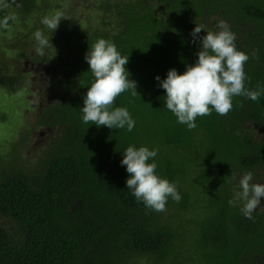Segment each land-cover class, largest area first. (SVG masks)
<instances>
[{
  "label": "trees",
  "instance_id": "trees-1",
  "mask_svg": "<svg viewBox=\"0 0 264 264\" xmlns=\"http://www.w3.org/2000/svg\"><path fill=\"white\" fill-rule=\"evenodd\" d=\"M53 2L17 0L13 8L25 26L27 17H41V28L16 35L10 52L24 60L34 48L33 63L52 73L55 99L35 126L55 137L39 163L23 159L17 144L0 150V264H264V208L253 221L229 203L243 174L254 172V183L264 184V97H237L227 116L198 119L189 131L167 110L156 80L195 65L202 50L193 43L195 27L215 32L224 22L251 57L248 88H264V0H98L100 19L88 30ZM58 14L64 20L53 48L41 56L35 34L50 36L42 21ZM100 39L129 56L139 96L125 93L115 107L131 112L132 133L83 122L94 82L85 57ZM24 84L0 60V86L15 95ZM130 146L159 150L158 175L178 185L181 203L170 200L156 213L137 202L121 167Z\"/></svg>",
  "mask_w": 264,
  "mask_h": 264
},
{
  "label": "clouds",
  "instance_id": "clouds-1",
  "mask_svg": "<svg viewBox=\"0 0 264 264\" xmlns=\"http://www.w3.org/2000/svg\"><path fill=\"white\" fill-rule=\"evenodd\" d=\"M63 20L62 15L58 14L42 21L51 35L45 31L35 34L39 55L44 56L47 49L53 48L52 35ZM201 33L206 35L201 38ZM191 35L193 43L199 41L202 48L195 65L189 66L183 75L173 69L165 80L156 78L166 93L167 110L180 125L194 131L198 127V119L214 113L227 116L234 110V99L237 97L260 102L264 97V88L258 91L248 88L245 66L251 57L238 50L237 37L226 23L221 22L219 30L215 32H208L204 26L195 27ZM256 58L259 59V56ZM85 60L94 82L84 99L83 122L97 128L134 132L136 120L131 112L127 108L115 107L117 99L125 93L139 96L138 83L130 79L131 74L126 68L129 56H124L114 42L100 39L89 50ZM158 156V149L130 146L123 155L121 167L126 168L130 177L126 187L137 202L150 211L164 213L170 200L178 204L183 197L177 184L158 175L159 166L155 162ZM255 179L254 172L243 174L236 197L229 202L234 208L240 207L242 215L253 221L264 198V184L254 183Z\"/></svg>",
  "mask_w": 264,
  "mask_h": 264
},
{
  "label": "rangeland",
  "instance_id": "rangeland-1",
  "mask_svg": "<svg viewBox=\"0 0 264 264\" xmlns=\"http://www.w3.org/2000/svg\"><path fill=\"white\" fill-rule=\"evenodd\" d=\"M55 1L61 3V6H65L63 12L66 14V18L73 17L75 23L83 30H88L89 27L97 25L100 19L98 8L95 5L98 0ZM1 5L0 60L7 61L8 70L14 71L17 76L24 79L25 86L24 90L15 95H10L0 86V150L17 144V152L23 159L35 160V163H39L41 156L44 155L55 137L52 131L37 130L35 126L42 106H51L55 99L54 94L48 90L52 83V73L48 72L41 63H33L32 59L36 56L34 48L26 50L31 58L24 60H15V54L10 50L11 46L16 43L14 41L16 35L33 36L34 29L41 28L38 23L41 17L37 13L27 17L28 21L25 26L19 22L21 16L19 18L16 13L14 14L16 10L13 8L16 9L18 5L20 6L17 0H0ZM31 38L33 43L34 39ZM31 131L32 134L29 136L28 133ZM19 146L23 148H19ZM263 208L262 201L260 209Z\"/></svg>",
  "mask_w": 264,
  "mask_h": 264
}]
</instances>
